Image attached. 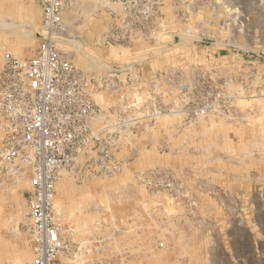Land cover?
Instances as JSON below:
<instances>
[{
	"label": "rangeland",
	"instance_id": "obj_1",
	"mask_svg": "<svg viewBox=\"0 0 264 264\" xmlns=\"http://www.w3.org/2000/svg\"><path fill=\"white\" fill-rule=\"evenodd\" d=\"M137 2L130 21L109 0L63 10L59 48L90 76L115 74L95 93L119 106L95 101L127 120L107 162L119 169L91 177L88 165L56 184L55 214L74 243L64 261L264 264V0ZM39 27L31 0H0V71L7 52L35 54ZM5 170L0 264H27L29 181Z\"/></svg>",
	"mask_w": 264,
	"mask_h": 264
},
{
	"label": "built area",
	"instance_id": "obj_2",
	"mask_svg": "<svg viewBox=\"0 0 264 264\" xmlns=\"http://www.w3.org/2000/svg\"><path fill=\"white\" fill-rule=\"evenodd\" d=\"M37 1L42 8L43 31L36 53L21 57L7 52L3 56L0 168L11 177L24 172L29 181L26 203L33 249L28 264H68L64 259L74 253V243L66 230H60L61 224L53 214L55 186L68 177L63 176L65 172L70 175L80 167H92L91 177L119 169L113 160L107 162L112 159L109 150L122 144L121 135L115 136L122 134L127 120L116 108V118L110 119L113 115L108 108L102 109L95 101L99 88L111 90L115 74L90 76L58 46L57 38L66 33L63 10L72 0ZM109 1L123 5L129 21L140 13L137 0ZM112 13L115 15L114 10ZM109 34L114 38L119 31L113 27ZM106 98L105 107L111 103L119 106L108 95ZM88 159L95 161L88 164ZM149 178L151 184L159 181L171 185L166 176Z\"/></svg>",
	"mask_w": 264,
	"mask_h": 264
},
{
	"label": "crops",
	"instance_id": "obj_3",
	"mask_svg": "<svg viewBox=\"0 0 264 264\" xmlns=\"http://www.w3.org/2000/svg\"><path fill=\"white\" fill-rule=\"evenodd\" d=\"M34 4L36 7H37V10H38V14L40 13V15H41V10H42V8H41V4H40V2L39 1H37V0H31V4ZM39 29V31H40V33H41V28L39 27L38 28ZM97 48H98V46H96ZM103 47V48H102ZM102 47H100V49H104L105 51L107 50H109L111 53H114V55H117L119 52H121L122 50L121 49H119V47L118 46H114V47H105V46H102ZM99 49V48H98ZM121 50V51H120ZM109 52V53H110ZM36 53V52H35ZM83 53V52H82ZM14 54H16V52H14ZM20 55V54H19ZM85 64H87V61L85 62ZM89 64H91V65H93L91 62H89ZM88 64V65H89ZM60 189H61V194L63 193V195H64V193H67V191L69 190V187L65 184H63L61 187H60ZM55 195H56V189H55ZM30 244H31V246H30V249L32 250V247H33V243L30 241Z\"/></svg>",
	"mask_w": 264,
	"mask_h": 264
},
{
	"label": "bare ground",
	"instance_id": "obj_4",
	"mask_svg": "<svg viewBox=\"0 0 264 264\" xmlns=\"http://www.w3.org/2000/svg\"><path fill=\"white\" fill-rule=\"evenodd\" d=\"M80 43V42H79ZM76 44H77V42H76ZM79 45V44H78ZM79 47V46H78ZM85 54V53H84ZM94 64V63H93ZM99 65V64H98ZM98 96H100V97H98ZM105 97H106V94H105ZM95 98H96V100L97 99H101L102 101H103V103L102 104H104L105 102H106V100H107V98H104V100H103V97L101 96V95H99V94H96L95 95ZM26 175V173H24V172H22L21 173V175H20V177H21V179H24V177L23 176H25ZM69 174L67 173V172H65L64 173V175L63 176H68ZM17 178H18V176H17ZM16 178V179H17ZM28 179V178H27ZM19 180H20V178H19ZM61 180H63V178L61 179ZM60 180V181H61ZM55 189H56V186H55ZM55 189H54V197H53V208H54V212H53V214H54V216L56 217V214H55V207H54V201H55ZM57 210V209H56ZM57 218V220H58V217H56ZM27 219H28V222L30 223V218H29V216L27 215ZM60 220H58V222H59ZM59 224H61L60 222H59ZM61 226V231L63 230V232L65 231V229H64V227L62 226V225H60ZM64 233H66V232H64ZM67 233L69 234V235H72L71 233H70V231L68 230L67 231ZM29 235V234H28ZM32 249H33V247H32ZM31 258H32V256H31ZM31 260V259H30ZM30 260L28 261V262H30ZM28 262H27V264H28Z\"/></svg>",
	"mask_w": 264,
	"mask_h": 264
}]
</instances>
